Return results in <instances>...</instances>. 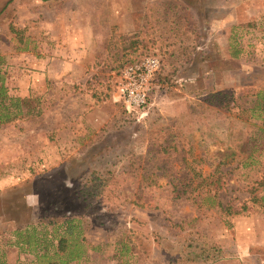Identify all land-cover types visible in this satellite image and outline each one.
Returning a JSON list of instances; mask_svg holds the SVG:
<instances>
[{"label": "rangeland", "instance_id": "obj_1", "mask_svg": "<svg viewBox=\"0 0 264 264\" xmlns=\"http://www.w3.org/2000/svg\"><path fill=\"white\" fill-rule=\"evenodd\" d=\"M201 9L0 0V264H264V36L228 59ZM151 54L129 111L120 72Z\"/></svg>", "mask_w": 264, "mask_h": 264}, {"label": "crops", "instance_id": "obj_2", "mask_svg": "<svg viewBox=\"0 0 264 264\" xmlns=\"http://www.w3.org/2000/svg\"><path fill=\"white\" fill-rule=\"evenodd\" d=\"M184 1V0H181ZM199 3V7L203 4V9L199 10V19H203L202 11L207 12L206 17L203 21L202 31L210 35H219L222 45V49H229L230 39L229 36L234 32L237 34L238 42L236 45L235 55H226L228 59L235 61H241L240 51L242 50L241 45L249 46V43H245V36L248 35H262L264 36V0H196ZM202 24V23H200ZM244 36V37H240ZM205 44V43H204ZM260 44H264V37ZM207 47V44H205ZM201 47L198 49L201 51ZM240 49V50H239ZM264 49V45L262 46ZM207 50V48H204ZM245 61V59H244ZM211 61L205 56H201L200 65L206 66ZM211 65V63H210Z\"/></svg>", "mask_w": 264, "mask_h": 264}, {"label": "built area", "instance_id": "obj_3", "mask_svg": "<svg viewBox=\"0 0 264 264\" xmlns=\"http://www.w3.org/2000/svg\"><path fill=\"white\" fill-rule=\"evenodd\" d=\"M161 58L151 54L126 64L117 83V100L129 111L145 109L155 94Z\"/></svg>", "mask_w": 264, "mask_h": 264}, {"label": "trees", "instance_id": "obj_4", "mask_svg": "<svg viewBox=\"0 0 264 264\" xmlns=\"http://www.w3.org/2000/svg\"><path fill=\"white\" fill-rule=\"evenodd\" d=\"M202 53H205V52H201V54ZM197 54H199V53H197ZM204 57V56H203ZM0 93H2V92H0ZM244 165H247V164H244ZM77 195H78V192H77ZM79 196V195H78ZM225 209H228V206H226L225 207ZM65 242V240H64V238H62V240H61V243L60 244H62L63 245V243Z\"/></svg>", "mask_w": 264, "mask_h": 264}]
</instances>
